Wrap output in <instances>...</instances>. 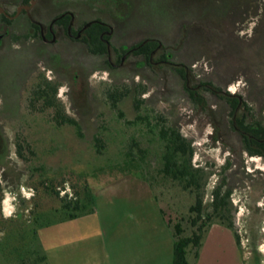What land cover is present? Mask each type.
I'll return each mask as SVG.
<instances>
[{
  "label": "rangeland",
  "instance_id": "rangeland-1",
  "mask_svg": "<svg viewBox=\"0 0 264 264\" xmlns=\"http://www.w3.org/2000/svg\"><path fill=\"white\" fill-rule=\"evenodd\" d=\"M46 1L51 14L68 7L81 21L97 17L108 21L116 47L148 37L171 45L176 37L173 21L186 6V0ZM243 6L235 17H224L218 23L221 33L216 39L196 42L185 50L183 60L196 63L192 68L195 78L241 95L264 120V0ZM244 11L248 13L242 16ZM23 41L0 45V228L5 229L0 231V247L6 248L0 264H11L14 258L9 255L16 244L13 238L5 246V233L13 235L18 228L10 227V220L14 225L20 220L25 230L36 228L39 240H28L27 245L45 252L48 264H173L175 226L181 223L185 234H190L195 194L203 193L210 209L218 186L223 187V194L231 190L229 208L235 215L240 245L236 239L231 242L230 236H217L207 261L264 264V157L244 150L238 134L230 129L224 100L211 96V109L205 114L187 98L181 79L171 69L146 73L148 69L135 58H124L118 64L111 49L112 70L82 43L61 39L46 45L37 40L34 50L30 40ZM33 69L60 83L58 97L68 115L80 122L82 134L69 125L31 120L26 93L20 92L17 109L15 97L9 96L10 114L4 112L7 92L14 84L20 91L24 83L31 86L25 80ZM116 82L130 88L117 109L107 96ZM139 86L148 89L140 98L152 129L136 117L134 100L139 98ZM160 115L172 120L191 143L192 168L201 188H186V181L165 173V147L156 122ZM24 126L35 128L27 136L41 155L42 173L56 176L61 172L73 179L65 189L61 187V196L76 197L71 184L86 175L92 200L76 217L67 216L60 201L33 187L38 174L30 180L29 165L16 152V134ZM96 138L104 144L102 154L96 151ZM213 224L220 225L218 221Z\"/></svg>",
  "mask_w": 264,
  "mask_h": 264
},
{
  "label": "trees",
  "instance_id": "trees-1",
  "mask_svg": "<svg viewBox=\"0 0 264 264\" xmlns=\"http://www.w3.org/2000/svg\"><path fill=\"white\" fill-rule=\"evenodd\" d=\"M250 2L252 0H186V6L179 12L182 16L173 21V31L176 37L171 45H165L160 39L148 37L132 45L121 44L116 47L113 45L114 31L111 34L105 33L109 31V26H112L111 23L101 18L99 19L102 21L91 23L85 30V36L81 40L88 51L95 57L102 58L107 68L110 69L114 68L112 60L109 59L112 49L118 56L116 61L118 64L123 62V58H135L139 65L148 69L146 73L157 74L156 69L173 70L181 79V87L187 98L195 108L205 114H208L211 109L209 98L211 96L221 98L228 106L230 129L238 134L244 150L251 156L264 157V120L257 116L258 110L252 108L241 95L235 96L229 92L220 94L221 88L215 82L195 78L192 68L196 63L183 60L186 49L190 46H196V42L206 41L207 38L213 37V39H216L217 35L221 33L217 29L218 23L224 17L228 19L232 15L235 17L237 12L239 13L244 9L243 5L246 6ZM246 13L248 12L244 11L242 16ZM177 14L176 12L173 15ZM68 20L69 16L66 17V21ZM65 30H67V22ZM140 75V73L137 74L138 77H141ZM142 78L143 81L146 79L144 75ZM30 82L31 86L27 90L26 103L29 118L36 123L37 119H42L57 127L69 125L82 134L80 122L75 117L68 115L65 105L58 97L60 83L48 79L43 73H37ZM147 90L146 86H139V98L135 97L134 101L138 121L147 123L150 127L149 114L142 112L143 100L140 98ZM129 91L130 88L124 87L118 82L113 84L107 90V96L112 107L117 109L120 101L129 94ZM208 93L211 95L209 96ZM254 111L255 114H253ZM162 117V115L158 116L156 122L158 136L164 142L165 147V155L163 156L165 173L170 174L174 179L186 181V188L192 185L201 188L202 184L197 171L192 168L194 151L191 143L182 136L179 128L174 125L172 120H166ZM150 129L152 128L150 127ZM34 130L33 127L24 126L17 131L15 142L17 155L28 163V169L31 171L30 180H34L36 173L38 174L33 187L37 191H41L43 195L60 201L62 211L67 216L76 217L92 200L86 183V175L78 177L76 179L77 183L71 184L76 197L73 196L68 199V195L61 196V187L65 189V184L73 179L61 176V172L56 176L48 172L42 173L45 171V167L43 164L38 165L41 155L38 150H35V144L27 136V133ZM103 145L101 138H96L95 147L98 154L103 153ZM36 158L37 165H35ZM57 176H61V178ZM222 191L223 187L220 186L214 190L210 209H207L204 204L203 193L199 191L195 194V204L190 208L192 214L189 221L192 227L191 233L185 234V229L181 223L175 226L173 264H194L196 262L207 233L215 221L230 229L237 244L240 245V237L235 226V215L232 209L229 208L228 199L231 190L225 191L224 194ZM38 206L37 204V208ZM16 221L17 225H14L12 220H10L9 225L10 227L17 226L19 229L15 228L13 235H10V231L5 233L7 238H5V246L12 241V238L16 242L13 247H10L11 250L9 251V255H14L11 264H48V256L45 252L40 249H32L27 245L29 242L31 243L32 239L36 240L37 238L39 240L36 228L25 230L23 227L20 228L21 224L18 223L20 220ZM0 231H5V229L0 228ZM28 240L30 241L28 242ZM2 249L0 247L1 256L3 252H6V248ZM189 256L192 258V262L189 260Z\"/></svg>",
  "mask_w": 264,
  "mask_h": 264
},
{
  "label": "flooded vegetation",
  "instance_id": "flooded-vegetation-1",
  "mask_svg": "<svg viewBox=\"0 0 264 264\" xmlns=\"http://www.w3.org/2000/svg\"><path fill=\"white\" fill-rule=\"evenodd\" d=\"M48 3L47 1L45 3V0H0V45L6 42L22 43L25 39L32 42L30 46L34 50H37V40L46 45H54L60 42L61 39L66 42H76L85 45L81 40L85 36V30L93 21H100L101 19L94 18L89 21H81L77 18L78 13L74 12V10H69L68 7L58 9L51 14L48 11ZM67 16H69L68 21H66ZM66 22L67 30H65ZM113 31V27L109 26V31L105 33L111 34ZM109 59L112 60L110 55ZM31 72L32 74L25 82L30 81L33 76L37 75L35 69ZM28 88L26 83H24L20 91V89L17 90L18 88L14 84V89L7 92L8 96L7 102L4 104V112H10L8 105L9 96L15 97V107L17 109L16 103L20 92L22 95L27 94ZM220 92V94L224 93L222 89ZM230 94L240 96L236 93Z\"/></svg>",
  "mask_w": 264,
  "mask_h": 264
},
{
  "label": "crops",
  "instance_id": "crops-1",
  "mask_svg": "<svg viewBox=\"0 0 264 264\" xmlns=\"http://www.w3.org/2000/svg\"><path fill=\"white\" fill-rule=\"evenodd\" d=\"M217 236L221 237L222 239H223V236H225V238L227 236H230L231 242L235 243V241H234L235 238H234L233 232L230 229H228L222 225L213 224L211 226L209 232L207 233L205 240H204V244L201 248L199 258L196 260V262L194 264H210V262L207 261V259H208L207 256H208L209 251L212 248L213 244L216 242Z\"/></svg>",
  "mask_w": 264,
  "mask_h": 264
}]
</instances>
